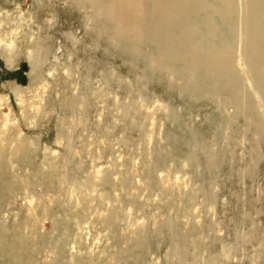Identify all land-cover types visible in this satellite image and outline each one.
Here are the masks:
<instances>
[{"label": "rangeland", "instance_id": "rangeland-1", "mask_svg": "<svg viewBox=\"0 0 264 264\" xmlns=\"http://www.w3.org/2000/svg\"><path fill=\"white\" fill-rule=\"evenodd\" d=\"M92 1L0 0V264H264L245 85L120 36ZM221 7L192 15L190 46L232 40Z\"/></svg>", "mask_w": 264, "mask_h": 264}, {"label": "bare ground", "instance_id": "bare-ground-1", "mask_svg": "<svg viewBox=\"0 0 264 264\" xmlns=\"http://www.w3.org/2000/svg\"><path fill=\"white\" fill-rule=\"evenodd\" d=\"M220 1L222 7L215 10L220 19L233 15L240 23L232 28V40L220 49L189 45L193 30L188 23L192 15L206 8L207 0H110L108 4L93 0L92 5L115 21L120 36L147 38L172 60L188 57L190 65H198L204 80H212L216 88L225 80L231 88L245 85L248 98L264 116V0ZM212 20L206 21L210 34L215 33ZM174 34L177 48L171 46Z\"/></svg>", "mask_w": 264, "mask_h": 264}]
</instances>
